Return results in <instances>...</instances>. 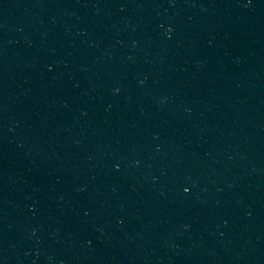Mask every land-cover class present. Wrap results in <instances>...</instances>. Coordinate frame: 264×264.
<instances>
[{"label":"water","instance_id":"obj_1","mask_svg":"<svg viewBox=\"0 0 264 264\" xmlns=\"http://www.w3.org/2000/svg\"><path fill=\"white\" fill-rule=\"evenodd\" d=\"M0 264H264V0H0Z\"/></svg>","mask_w":264,"mask_h":264}]
</instances>
